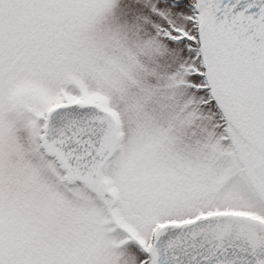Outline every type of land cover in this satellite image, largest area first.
Masks as SVG:
<instances>
[{
  "label": "snow or ice",
  "instance_id": "obj_1",
  "mask_svg": "<svg viewBox=\"0 0 264 264\" xmlns=\"http://www.w3.org/2000/svg\"><path fill=\"white\" fill-rule=\"evenodd\" d=\"M0 264H264V0H0Z\"/></svg>",
  "mask_w": 264,
  "mask_h": 264
}]
</instances>
